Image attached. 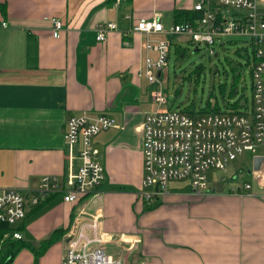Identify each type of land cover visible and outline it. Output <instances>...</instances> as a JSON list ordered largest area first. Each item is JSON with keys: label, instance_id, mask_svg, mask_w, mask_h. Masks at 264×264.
I'll use <instances>...</instances> for the list:
<instances>
[{"label": "crops", "instance_id": "obj_1", "mask_svg": "<svg viewBox=\"0 0 264 264\" xmlns=\"http://www.w3.org/2000/svg\"><path fill=\"white\" fill-rule=\"evenodd\" d=\"M113 1L0 0V189L32 191L45 175L64 188L80 163L76 153L67 159L68 119L87 111L117 124L92 139L105 171L101 190L76 204L59 192L39 208L29 204L15 225L21 239L8 238L11 248H41L40 264H60L78 217L98 214L106 253L125 264H264V187L253 176L251 192L233 193L237 182L202 194L173 185L152 206L139 195L141 125L157 106L144 76L146 36L132 27L158 18L169 28L179 12L194 11L196 0ZM52 18L63 25L58 38ZM107 22L118 29L97 42L96 28ZM60 229L67 231L47 244ZM11 258L34 263L25 248Z\"/></svg>", "mask_w": 264, "mask_h": 264}, {"label": "built area", "instance_id": "obj_2", "mask_svg": "<svg viewBox=\"0 0 264 264\" xmlns=\"http://www.w3.org/2000/svg\"><path fill=\"white\" fill-rule=\"evenodd\" d=\"M114 4L118 6L119 0ZM193 9L202 12L194 24H172L165 28L161 20L139 19L132 27L135 33L146 36L144 42V76L154 87L152 100L156 109L148 112L141 125L143 138V178L139 195L144 202L155 205L169 194V182L189 178L194 193L209 192L205 172L210 168L225 170L228 163L244 152L262 156L264 149V0H196ZM128 18L130 16H127ZM53 36L58 38L63 25L52 18ZM3 26L7 25L3 23ZM118 29L114 22L100 24L96 28V41L105 42L107 34ZM152 35H166L168 39H155ZM245 38L252 48L250 60L252 78V105L239 111L190 115L181 110L163 109L167 104L162 77L169 55V40L186 37L188 41L207 46L215 45L223 37ZM224 45V42L221 44ZM157 57L153 59L151 52ZM210 55L216 54L214 49ZM117 127L116 121L102 114L81 111L66 122L65 142L67 159L74 154L80 160L64 188L57 176L45 175L35 190L15 188L0 189V222L16 225L27 214V206L44 202L54 193H61L65 202L76 204L81 197L94 196L101 190L105 171L97 159L99 151L92 146V139L101 131ZM253 168V165H252ZM251 176L264 187V160L260 169ZM251 192L252 184L243 182L232 189ZM100 215L74 223L66 235V248L60 264H125L104 249L105 234L102 232ZM6 239L20 240L18 231L6 235Z\"/></svg>", "mask_w": 264, "mask_h": 264}, {"label": "rangeland", "instance_id": "obj_3", "mask_svg": "<svg viewBox=\"0 0 264 264\" xmlns=\"http://www.w3.org/2000/svg\"><path fill=\"white\" fill-rule=\"evenodd\" d=\"M222 42H224L223 46L221 45ZM177 47L180 48L178 54L176 52ZM195 49H197V51H195ZM210 49H214L216 54L210 55ZM248 57L252 60V48L248 45L247 40L242 37H223L220 42L217 41L215 45L210 46L205 44L197 45L186 40V38L180 39L178 42L171 45L166 65L163 69L162 82L166 96L168 97V102L165 106H163V109L170 108L179 110L182 107L189 105L191 102L195 103L197 109L199 107H203L207 102L210 92L213 90V88H211L212 84H215L218 90L219 82L225 83V76L223 72L231 69L229 60L232 61V63L240 62L242 64L240 71L235 67L234 74L239 72V95L242 94V90L245 88L244 94L245 98H247L246 103L251 107L252 78L250 69L247 65ZM199 66H204L205 72L200 75L198 82H196V76L193 72ZM215 69L220 71L213 74ZM232 75L233 72H231L230 75L229 88L232 83ZM177 91H179L178 95H176ZM217 94L220 99L219 93ZM238 99L239 96H236L231 100V102H235ZM244 101V99L241 100L242 103ZM258 152L259 154H264V149L260 148ZM252 158V153L244 152L235 160L229 162L225 170H218L217 168L208 169L205 172L207 185L211 186L223 184L230 186L236 182L238 184L243 182L251 183L252 176H250L247 172L252 169ZM236 175L237 177L235 178L234 176ZM187 184L190 185L189 178L178 181H170L169 188L173 185L187 186ZM9 241L10 239H7L4 242L5 244L3 243L0 247V261L3 259L5 252L12 254L16 251L15 248H11L13 242ZM23 248H25V250L32 255L34 259L33 264L41 263V248L32 250L28 246L24 245L23 247H20L15 254L20 253ZM9 264H13V262L11 261Z\"/></svg>", "mask_w": 264, "mask_h": 264}, {"label": "trees", "instance_id": "obj_4", "mask_svg": "<svg viewBox=\"0 0 264 264\" xmlns=\"http://www.w3.org/2000/svg\"><path fill=\"white\" fill-rule=\"evenodd\" d=\"M113 1V0H112ZM115 1V0H114ZM113 1V2H114ZM202 17V12L199 11H192V12H179L176 15L175 18V22L174 24H183V23H192L194 24L197 20H199ZM174 38H171L169 40V47H171L172 44H175L176 41L173 40ZM180 48H176V52L177 54L179 53ZM250 60L248 57L247 60V65L249 67L250 65ZM229 65L231 66L230 70H225L224 76H225V83L219 82L218 84V90H217V86L215 84H212L213 90L210 92L208 98H207V102L203 107H199L198 109L195 106L194 102H191L189 105H186L185 107L181 108V111L188 113L190 115H196V114H204L207 112H213V113H219V112H223V110H229V109H234L236 111H239L240 109L246 108V100L247 98H245V94H244V89L242 90V94L239 95V78H240V74L239 72L237 74H234V69L235 67L239 69L242 68V64L240 62H236V63H232V61L229 60ZM213 71V70H212ZM220 70L215 69L213 74L216 72H219ZM205 72V68L204 66H199L196 68V70L193 72V74H195L196 76V82H198L200 75L202 73ZM231 72H233V75L231 77V85L229 88V81H230V75ZM191 78V76H190ZM251 92H252V86H251ZM220 95V99L218 98V94ZM179 94V91L176 92V95ZM236 96H239V99L235 102H231V100L233 98H235ZM244 99L245 101L242 103L241 100ZM237 176V175H236ZM234 176V177H236ZM85 197H81L79 199L78 202H80L82 199H84ZM49 198H47L44 202L40 203L37 205L36 208L41 207L46 201H48ZM17 231V229L15 228L14 225H9L8 223H3L0 222V247L1 245L7 240L5 238L6 235H11L13 232ZM63 231H67L66 230H56L52 236L49 238V240H47V244H51L53 242L56 241V239L58 238V236H60ZM16 249V251L21 247L20 244L13 245ZM16 251H14L12 254H9L8 252L6 253V255L3 257V259L0 261V264H9L12 261V256L16 253Z\"/></svg>", "mask_w": 264, "mask_h": 264}, {"label": "water", "instance_id": "obj_5", "mask_svg": "<svg viewBox=\"0 0 264 264\" xmlns=\"http://www.w3.org/2000/svg\"><path fill=\"white\" fill-rule=\"evenodd\" d=\"M197 51V49H195ZM264 160V157L258 156L254 158L253 168L248 171V174H252L253 171H258L260 169L261 162Z\"/></svg>", "mask_w": 264, "mask_h": 264}]
</instances>
